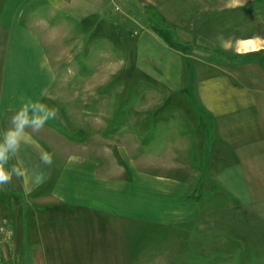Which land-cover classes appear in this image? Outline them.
<instances>
[{"label": "crops", "instance_id": "1", "mask_svg": "<svg viewBox=\"0 0 264 264\" xmlns=\"http://www.w3.org/2000/svg\"><path fill=\"white\" fill-rule=\"evenodd\" d=\"M213 10L206 0H0V129L25 100L47 103L60 90L72 92L62 122L91 131L74 139L48 121L32 133L18 158L45 179L3 185L16 220L27 204L14 236L0 239L7 264H175L187 251L218 252L225 264L264 249V237L246 238L253 233L243 228L248 220L264 231V41L227 40L229 10ZM104 21L120 34L131 21L138 26L134 45L118 41L123 57L136 60L131 73L176 97L189 91L163 115L151 114L166 103L151 94L120 135L109 106L101 111L99 84H56L58 75L99 73L85 72L80 58L85 43L96 42L100 55L94 36ZM244 42L256 48L241 49ZM40 148L54 154L50 165L40 163Z\"/></svg>", "mask_w": 264, "mask_h": 264}, {"label": "rangeland", "instance_id": "2", "mask_svg": "<svg viewBox=\"0 0 264 264\" xmlns=\"http://www.w3.org/2000/svg\"><path fill=\"white\" fill-rule=\"evenodd\" d=\"M206 1L212 4L213 9H215L213 10V12L222 8H227V10H229L226 11L228 28L226 33L223 34L224 37H227V40L235 41L237 40V38L248 39L255 36L264 41V0H206ZM248 4L250 5L248 6ZM236 8L237 10H235ZM114 14L119 16L118 11L114 12ZM116 15L115 17L118 18ZM117 28L116 26L109 24L108 22L106 23L104 21V24L99 28L100 30L98 31V33L97 32L95 33L94 39L96 37L97 38L99 37L100 39V43L98 44L100 47V55L95 49L97 46L96 42L84 44L85 48L83 50L82 57L80 58L84 62L83 68L85 72H90V73L92 71L91 69L94 68L95 70L96 68H98L99 69L98 74H94V75L85 74L83 76L79 75L77 79H75L74 76L73 79H71L70 76H67L68 78H66V76L58 75L56 84L58 89H59L58 85H60V82L61 83L65 82L66 79L69 80L68 82L71 84V87L72 85H76V80L78 81L77 83L80 86L86 85L87 82H89L90 84L93 83L94 85L99 84L100 89L98 91V94L100 96L99 99H100L101 111L104 110L106 106H109V109L107 111L110 110L109 111L110 113L109 114L106 113V114L111 115V118L114 117L115 122L111 124V127L113 130L115 129L114 131L119 133L120 135L122 134V132H124L122 127L125 125L129 126L128 123L124 122L126 120L125 118H127V116H129L130 114H138V111L141 108L140 107L141 104H143L144 100L151 98V94H156V95L159 94L161 95L159 99L166 101V103L161 109L151 114L163 115L166 114L167 111L171 110L172 103H170V101L172 100L173 101L179 100L180 102L184 101L189 97V91L187 90L185 93H183L184 96L178 95L176 97V95H172L173 93L172 91L170 90L167 91V89L157 91V88H159V86H157L153 80L147 78V76L141 75L139 73L138 74L131 73L136 71L135 69L136 60L134 58H132L133 59L132 60L129 57L128 58L123 57V52L120 50V47L118 46V41L124 40L128 43V45H134V43L139 37V35L138 36L136 35L138 31V26L133 21H131L130 24L125 25L123 28L121 27V34L118 33ZM108 46L112 49L113 48L115 49L113 55L112 53L108 55V49H109ZM92 54L95 57H99V58H94V59L89 58ZM187 63H188L187 69L189 68L192 71L193 70L192 64H194V60L188 59ZM170 77H168L167 79L163 78L162 81L159 82H163V83L172 82L173 80L171 79H173V77L172 76ZM189 78H191L192 81V75L190 73L187 75L185 74L184 80L190 81ZM147 89L148 91H146ZM159 89H162V87ZM95 93H97V91H95ZM61 94L64 95L60 96ZM68 95L70 98L68 97ZM71 98H72V92L70 91L61 93L60 90L57 91L55 90V93L53 92L49 93L48 102L46 104L56 109L55 118L49 121L57 131L59 130L67 137L75 139V137L80 138L81 136L84 135L83 137L85 138L89 136L90 135L89 133L91 132L88 131V128H85L82 134L76 133L75 124L73 123L65 124L62 122L63 117L65 116L67 117V115H71L67 109L68 106L65 104L67 102L66 100L67 99L70 100ZM100 115L103 116L104 114L101 113ZM181 125L183 127H187L186 123L185 124L181 123ZM19 206L22 209V214L17 215L18 220H16L15 214L18 213L17 203L14 201V197L12 199L11 197H8V191L3 186H0V212H2L3 209V211L5 210L4 212H6L5 215L8 216L7 222H4L2 220L3 215H0V239L5 236H9V232H11V235L14 234L17 230V224H16L17 221L21 223L26 218L27 204L25 202H20ZM247 221H245L244 223V227H243L244 231L253 234L246 235V238L249 239L252 238L254 239L257 237L263 238L264 234L262 233H264V231H262L261 225L260 224L252 225ZM15 237L17 238V236ZM208 241L210 242V240ZM6 243H9L10 245L7 246H9L10 249H12L10 240H7ZM3 247L5 248L6 245L4 246V244H1L0 242V264H7L3 260V254H2L3 250H1V248ZM9 252L10 255H12L13 251L9 250ZM216 253L218 254V252L215 253L213 252L211 255L198 254L196 255V258H194L192 252L187 251L185 252L184 258L181 260V263H183L184 261L183 264H202L206 261L209 262L207 258L212 257L213 264H217L219 260H217L216 258L218 256L216 255ZM188 255H190V259L187 258ZM238 255L239 256L232 257V259L229 258L227 260H224L223 263L264 264V249L244 250L243 252H239ZM181 263L176 262L175 264H181Z\"/></svg>", "mask_w": 264, "mask_h": 264}, {"label": "clouds", "instance_id": "3", "mask_svg": "<svg viewBox=\"0 0 264 264\" xmlns=\"http://www.w3.org/2000/svg\"><path fill=\"white\" fill-rule=\"evenodd\" d=\"M55 116V108L32 99L25 100L13 111L9 126L0 129V186L10 183L14 177L24 179L27 185L29 174L32 185L39 186L43 183L45 179L43 169L30 167L25 160L18 157L32 145L35 139L32 133L39 131ZM53 159L54 154L51 151L40 148L41 164L50 165Z\"/></svg>", "mask_w": 264, "mask_h": 264}, {"label": "bare ground", "instance_id": "4", "mask_svg": "<svg viewBox=\"0 0 264 264\" xmlns=\"http://www.w3.org/2000/svg\"><path fill=\"white\" fill-rule=\"evenodd\" d=\"M256 42H244L240 44L241 49H250V48H256Z\"/></svg>", "mask_w": 264, "mask_h": 264}]
</instances>
